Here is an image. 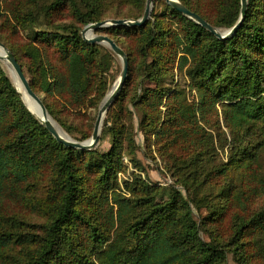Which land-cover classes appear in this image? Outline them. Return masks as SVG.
<instances>
[{
    "label": "trees",
    "instance_id": "1",
    "mask_svg": "<svg viewBox=\"0 0 264 264\" xmlns=\"http://www.w3.org/2000/svg\"><path fill=\"white\" fill-rule=\"evenodd\" d=\"M4 1L0 42L49 115L84 142L115 55L82 31L139 20L147 0ZM179 1L221 31L240 19L241 0ZM97 34L129 61L104 151L60 144L0 61V264H264V0H248L224 40L164 0L145 26ZM139 153L173 183L142 178ZM125 157L138 174L123 180Z\"/></svg>",
    "mask_w": 264,
    "mask_h": 264
},
{
    "label": "water",
    "instance_id": "2",
    "mask_svg": "<svg viewBox=\"0 0 264 264\" xmlns=\"http://www.w3.org/2000/svg\"><path fill=\"white\" fill-rule=\"evenodd\" d=\"M155 1L156 0H147L144 15L139 20H106L103 22L87 25L83 29L82 36L87 43H90L93 45L99 44V45L108 47L123 62V70H122L120 79L117 82L118 84L115 85L113 90L104 99L102 106L100 107L97 120L94 125V130H93L91 139L84 141V142L76 141L67 134H66L67 135L66 136L67 138H66L65 136L60 135V133L56 131L54 126L48 121V117H50L51 119L52 117L49 115L47 108L43 103L42 98L32 90L30 82L28 78L26 77L22 69V66L18 63L13 53L4 44L0 42V61L6 62L9 65V68L11 69V72L14 78L21 85L26 95L38 105L40 109V113L43 118L38 117L29 108L28 109L30 110L32 114H34L37 117L40 123L53 135V137L60 144L64 145L67 148L80 150V151H91L95 149L96 147H98L100 140H101V134H102V129H103L104 120L106 118V115L110 107L113 105V103L119 96L128 78L129 61H128L126 53L123 51L121 47L118 46V44L114 40H112L108 36L97 34V32L101 29L109 28V27L141 28L145 26L148 23V21L151 19ZM164 1L169 6L176 9L179 13L191 19L192 21L196 22L200 26L204 27L206 30H208L210 33H212L214 36H216L218 39H221V40L231 38L237 33V31L242 26L243 21L247 15V7H248V0H241V15H240L239 21L237 22L235 27H233L232 29L228 31H221L220 29L215 28L212 25H210L208 22H206L196 13L191 12L188 8H186L183 4H181L179 0H164Z\"/></svg>",
    "mask_w": 264,
    "mask_h": 264
},
{
    "label": "rangeland",
    "instance_id": "3",
    "mask_svg": "<svg viewBox=\"0 0 264 264\" xmlns=\"http://www.w3.org/2000/svg\"><path fill=\"white\" fill-rule=\"evenodd\" d=\"M13 1L14 0H6V1H4L3 7L4 8L5 7L9 8L11 6L10 4H13L12 3ZM164 8H165L164 4L162 2H159L158 3V6H157V9H156L157 15L163 14L164 13L163 11L165 10ZM0 25H1V21H0ZM223 31H225V30H223ZM24 35H25V33L23 34V32H22L21 33V36L24 37ZM100 35L107 36V34H100ZM22 41H23V39H21L19 42L22 43ZM104 47H106V46H104ZM106 48L109 49L108 47H106ZM4 70L8 74V76L10 77V79L13 81V83L15 84V82L13 80V75H12L11 69L9 68V65L6 64V63H4ZM122 70H123V62H122V60L117 55H115L114 62H113V66H112L111 70L107 74V76H108V83L109 84H108V92L106 94V97L113 90V88L115 87L116 83L120 79ZM41 98H42V100L44 99L43 96ZM22 99H23L24 103L26 104V102H25V100H24L23 97H22ZM104 99L102 100V102L100 103V105L96 109H91L88 112L89 113V117L91 119H95V122L97 120V116H98L100 107L102 106V103H103ZM76 116H77V119L80 122H85V123L87 122V118H89V117H87V118L83 117V114H76ZM106 117H107V115H106ZM95 122H94V125H95ZM55 123L58 126H60L56 121H55ZM60 128L63 129L61 126H60ZM63 131L67 135H69L72 139H74V140H76V137L79 138V139H82V137H83V136H80L79 133H77V132H75L74 134H71L70 135L64 129H63ZM89 139H91V137L88 138V139H86V140H84V141H87ZM98 147L102 151L109 149L110 148V140L108 139V140L100 143L98 145ZM138 155H139V158L142 159L143 166L145 168V173H141V177L142 178H147L150 182H152V183H159L161 186H164V187H167L168 185H170L171 183H173V179L168 174L165 173L164 168L162 166V163H160V164L152 163L150 160L143 159L141 153H139ZM124 161H125V163L127 165V169H126V172L120 174V176H119L120 179H123V180L129 179L130 177H132V174L133 173L138 174V172H136V170H134L133 167H132V165L129 163V160H128L127 157H125Z\"/></svg>",
    "mask_w": 264,
    "mask_h": 264
},
{
    "label": "bare ground",
    "instance_id": "4",
    "mask_svg": "<svg viewBox=\"0 0 264 264\" xmlns=\"http://www.w3.org/2000/svg\"><path fill=\"white\" fill-rule=\"evenodd\" d=\"M4 63H6V62H4ZM6 64H7V63H6ZM12 75H13V74H12ZM13 80H14L16 86L18 87V90L21 92L22 97L24 98V100H25V102H26L28 108H29L33 113H35L38 117L43 118L42 115H41V113H40V109H39L38 105H37L32 99H30V98L26 95L25 91L23 90V88L21 87V85L17 82V80L14 78V76H13ZM117 84H118V83H116V85H117ZM48 121L54 126V128L56 129V131H57L58 133H60V135L65 136V137L67 136L66 133L63 131V129H61L60 126H58V125L53 121V119H51L50 117H48ZM66 138H67V137H66ZM68 138H69V137H68Z\"/></svg>",
    "mask_w": 264,
    "mask_h": 264
}]
</instances>
